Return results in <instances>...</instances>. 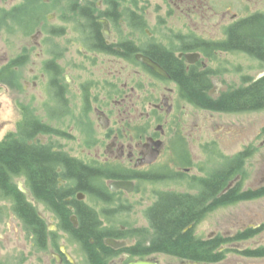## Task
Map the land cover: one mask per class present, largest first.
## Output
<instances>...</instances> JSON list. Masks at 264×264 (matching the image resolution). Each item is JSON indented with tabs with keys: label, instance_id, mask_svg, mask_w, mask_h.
<instances>
[{
	"label": "flooded vegetation",
	"instance_id": "1",
	"mask_svg": "<svg viewBox=\"0 0 264 264\" xmlns=\"http://www.w3.org/2000/svg\"><path fill=\"white\" fill-rule=\"evenodd\" d=\"M256 3L22 0L15 6L0 0V23L10 21V42L23 45L0 57V84L13 104L9 118L0 116V143L43 154L54 173L52 186L44 185L38 197L25 167L2 184L42 206L34 208L35 218L25 214L24 234L42 254L36 264H218L231 251L264 259V215L236 229L199 228L209 214L264 198V162L254 171L256 136L234 152L220 148L225 135L202 142L203 173L191 175L183 135L197 111L264 109L208 108L178 78L203 74L204 96L217 101L264 77V69L241 75L239 86L221 78L224 55L264 67V52L239 40L263 24L264 48V11ZM235 70L228 71H242ZM21 84L23 98L15 99ZM257 137L264 148V128ZM0 195L12 209V198ZM166 195L177 204L198 201L181 230L199 242L194 255L168 252L158 241L154 218Z\"/></svg>",
	"mask_w": 264,
	"mask_h": 264
},
{
	"label": "rangeland",
	"instance_id": "2",
	"mask_svg": "<svg viewBox=\"0 0 264 264\" xmlns=\"http://www.w3.org/2000/svg\"><path fill=\"white\" fill-rule=\"evenodd\" d=\"M255 1L257 2L255 7L264 11V0ZM12 3L15 4V6H19L22 5V0H10V4ZM34 3L37 4V2ZM239 8L240 7L236 6V9L239 10ZM11 25L12 23L10 21L9 24L7 23L5 25L0 23V57L10 54L12 49L17 52L18 49L23 46L21 44V39L15 38L10 42L8 30H10ZM10 32H16V29L12 27ZM33 52L31 60L36 58ZM233 64H236L235 68H239V70L242 69L241 73L229 72L236 71L235 68H233ZM220 68L223 72H226L225 74H221V78L227 81L231 86H239L242 84L241 75L249 73L255 77L261 74L264 69L263 66H258L255 61L248 62L246 59H237L228 57V55L223 56ZM19 88V95L15 97V99L22 100V84ZM0 103L2 104L0 111L1 118H9L11 116L10 104L12 106L13 104L9 101L8 92L2 87V84H0ZM188 119V131L183 132V135H185L188 141L190 160L192 161L191 164L194 166L190 168L191 175H202L203 173V171L199 169V166L204 165L202 162L204 158L202 152H204L206 148V146L202 145V142L214 139L219 135H225L229 138H224L223 145L220 144L222 150L224 145H226L228 149L225 150L229 152H234L242 146L241 142L248 141L252 136H256L255 146L258 147V151L255 156L254 171H257V166L263 164L264 148H260L259 143L261 142V138L258 140L257 136L260 132H263L264 111L247 113H211L207 111H197L190 114ZM227 132L231 134L226 135ZM244 171L243 173L248 176H251L253 173L252 169L246 166L244 167ZM164 190L166 189L164 188ZM27 198L36 211H42L41 204L38 202L36 203L31 196H27ZM254 214H258L257 216L264 215V198L238 203L235 206L220 209L213 214H209L200 223L199 228L204 231L213 227H219L223 229V231L226 229H236L237 227H241L247 219L253 218ZM253 221L259 222L260 220L254 219ZM26 231V227H24L17 216L14 215L11 209V203L0 195V264H36L34 261L38 259L39 256H42V254L31 245L27 239V234H24ZM218 264H264V259H244L237 254V251H231L226 252V258Z\"/></svg>",
	"mask_w": 264,
	"mask_h": 264
},
{
	"label": "trees",
	"instance_id": "3",
	"mask_svg": "<svg viewBox=\"0 0 264 264\" xmlns=\"http://www.w3.org/2000/svg\"><path fill=\"white\" fill-rule=\"evenodd\" d=\"M262 26L263 24L256 25L254 33L244 34L239 40L244 44L253 46L256 50L264 52L260 41L263 33ZM178 78L180 79L179 82L187 88V91L192 96H196L199 102L208 108L225 111L264 109V77L248 87L222 94L217 101H212L204 96L203 87L206 88L208 82L204 79L203 74L190 75L189 77L180 75ZM47 159L48 157L37 153L24 144L0 143V194L12 198V209L24 227L28 223L25 214L35 218L33 215V212L35 213L34 207L31 203L26 202L23 195L16 188L12 187L14 190L13 196L2 184L7 182V175L17 174L19 171H23L21 168L25 167L29 173L32 189L38 197L40 190L44 189V185L52 186L51 181L54 173L50 169ZM174 201L169 200L166 195L156 209L157 214L154 222L159 232L158 241L160 245L168 249L166 250L168 252L194 255L196 250H199V242L195 243L193 241L189 231L181 233V230L190 222L194 205L198 201L196 199H185L180 204L173 203Z\"/></svg>",
	"mask_w": 264,
	"mask_h": 264
},
{
	"label": "water",
	"instance_id": "4",
	"mask_svg": "<svg viewBox=\"0 0 264 264\" xmlns=\"http://www.w3.org/2000/svg\"><path fill=\"white\" fill-rule=\"evenodd\" d=\"M129 264H156V263L140 259L137 261L130 262ZM193 264H197V263H193Z\"/></svg>",
	"mask_w": 264,
	"mask_h": 264
}]
</instances>
